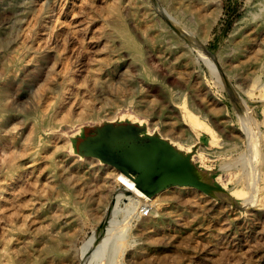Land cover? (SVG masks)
<instances>
[{
	"label": "rangeland",
	"instance_id": "1",
	"mask_svg": "<svg viewBox=\"0 0 264 264\" xmlns=\"http://www.w3.org/2000/svg\"><path fill=\"white\" fill-rule=\"evenodd\" d=\"M71 1L0 0V264H264V0Z\"/></svg>",
	"mask_w": 264,
	"mask_h": 264
},
{
	"label": "bare ground",
	"instance_id": "2",
	"mask_svg": "<svg viewBox=\"0 0 264 264\" xmlns=\"http://www.w3.org/2000/svg\"><path fill=\"white\" fill-rule=\"evenodd\" d=\"M63 1V0H62ZM71 1V0H70ZM77 1H79V0H72L71 1V4L68 6V8H70L71 7V5H74V4H77ZM80 1H84V0H80ZM61 2V1H60ZM65 2L66 3H69V0H65ZM86 2H88V1H86ZM63 3V2H62ZM85 3V2H84ZM65 4V3H64ZM80 5H81V3H79ZM83 4V3H82ZM111 4V3H110ZM61 5V4H60ZM59 5V6H60ZM89 5V4H88ZM111 5H113V3L111 4ZM64 6V5H63ZM82 6V5H81ZM85 6V5H84ZM61 7V6H60ZM76 7H77V5H76ZM79 7V6H78ZM88 7V6H87ZM106 7L108 8V6L106 5ZM63 8V7H62ZM68 8H67V11H66V13H63L61 16H60V18H61V20H60V22H59V24H57L58 26V30L59 31H61L62 32V30H64L65 31V26L66 25H68L69 23H71V22H69L68 23V17H70V11H68ZM81 8H86V7H81ZM78 9H80V7L78 8ZM60 10H62V9H60ZM71 10V9H70ZM83 9H81V11H82ZM75 11V10H74ZM76 11H77V9H76ZM78 11H80V10H78ZM42 12V11H41ZM111 12L113 13V14H115L117 17H119V15H120V12H121V10H120V6H119V4L118 3H116V4H114L113 6H111ZM59 13V12H58ZM68 13V14H67ZM77 13H79V12H77ZM82 13H83V11H82ZM51 14V13H50ZM60 14V13H59ZM65 14V15H64ZM76 15V14H75ZM49 17V16H48ZM52 17V16H51ZM72 17H73V15H72ZM59 18V19H60ZM79 18H81L82 19V17H79ZM44 19V18H43ZM49 19V18H48ZM41 20H42V18H41ZM46 20V19H45ZM76 20V19H75ZM44 22V21H43ZM43 22H42V24H43ZM48 22V21H47ZM46 22V23H47ZM75 22V21H74ZM45 22H44V24L45 25H43V27L40 25V30H44V28H46L45 26L47 25ZM38 25V26H39ZM48 25H49V23H48ZM54 26H56V24L54 25ZM53 26V27H54ZM72 26V25H71ZM71 26H70V28H71ZM75 26V25H74ZM51 27V26H50ZM49 27V28H50ZM67 28V27H66ZM53 29L54 28H52V31H53ZM74 28H72V30H73ZM78 28H76V30H77ZM48 30V29H47ZM58 30H56V31H58ZM67 30V29H66ZM75 30V29H74ZM75 30V31H76ZM49 31V30H48ZM52 31H51V33H52ZM54 31H55V29H54ZM59 31L58 32H56V34H58L59 33ZM63 31V32H64ZM42 32H44V31H42ZM50 32V31H49ZM62 32V33H63ZM67 32H70V30H68ZM74 32V31H73ZM38 33V32H37ZM48 33V32H47ZM65 33V32H64ZM70 33H72V31L70 32ZM69 33V34H70ZM75 33V32H74ZM73 33V34H74ZM76 33H78V32H76ZM39 34V33H38ZM40 34H42L41 32H40ZM53 34V33H52ZM55 34V33H54ZM66 34V33H65ZM102 34V33H101ZM100 34V35H101ZM47 35V34H46ZM97 35H99V34H97ZM56 36V35H55ZM57 37V36H56ZM55 37V38H56ZM63 37H64V35H63ZM94 37H96V36H94ZM98 38H96V40H97ZM96 69V68H95ZM95 69H93V70H95ZM98 70V69H97ZM95 72V71H94ZM66 98V97H65ZM64 100V99H63ZM74 100H76V98L74 99ZM74 100H73V102H74ZM79 100V99H78ZM72 102V103H73ZM81 102V101H80ZM66 103V102H65ZM64 103V104H65ZM68 105V104H67ZM66 105V106H67ZM79 105V104H78ZM80 106V105H79ZM68 107H70V105L68 106ZM59 108H61V106L59 107ZM58 108V109H59ZM67 108V107H66ZM74 108V107H73ZM62 109V108H61ZM74 109H76V108H74ZM79 109V108H78ZM59 111V110H58ZM64 111H66V110H64ZM68 111V110H67ZM67 114L66 115H68V112H66ZM58 115V114H57ZM66 117V116H65ZM68 118V117H67ZM73 119V118H72ZM62 120H63V117H62ZM69 121V120H68ZM68 123V122H67ZM69 123H70V121H69ZM78 123V122H77ZM73 125V124H72ZM57 126V125H56ZM58 127V126H57ZM58 129V128H57ZM64 129V128H63ZM59 135V134H58ZM61 135V134H60ZM54 137V136H53ZM66 138V137H65ZM55 140V139H54ZM56 141V140H55ZM52 142V141H51ZM54 142V141H53ZM59 143H61V142H59ZM56 144V143H55ZM55 144H54V146H55ZM64 144V143H63ZM95 145H96V147L97 148H101V147H104L105 146V139L104 138H98V137H96L95 138ZM53 147H51V149H52ZM67 148V147H66ZM53 152V151H52ZM42 153V152H41ZM51 154V153H50ZM69 154V153H68ZM42 155V154H41ZM40 155V156H41ZM44 155H46L45 153H44ZM44 157V156H43ZM45 158H48V157H46L45 156ZM56 158V157H55ZM61 158V157H60ZM43 162H45V161H43ZM44 164V163H43ZM52 165V164H51ZM41 168V167H40ZM38 169V168H37ZM41 169H43V168H41ZM42 171V170H41ZM26 172V171H25ZM38 172H40V171H38ZM44 172V171H43ZM31 173V172H30ZM42 173V172H41ZM22 174H24V172L22 173ZM26 174V173H25ZM48 175V174H47ZM18 176H19V174H18ZM36 177L37 176H40V175H35ZM24 177V176H23ZM29 177V176H28ZM35 177V178H36ZM49 177V176H48ZM53 177V176H52ZM19 178H20V176H19ZM45 178V177H44ZM47 178V177H46ZM49 178H51V176L49 177ZM49 178H47V179H49ZM116 178H117V181H119L120 182V185H125V186H130V184L132 183V181H133V179H132V177L127 173V172H125L124 170H121V171H119L117 174H116ZM39 179H43V178H39ZM46 179V180H47ZM36 180V179H35ZM34 180V181H35ZM38 180V179H37ZM36 180V181H37ZM43 180H45V179H43ZM50 180V179H49ZM11 181V180H10ZM27 181H28V179H27ZM51 181V180H50ZM25 182V181H24ZM32 182V181H31ZM8 185H10V184H8ZM7 186V185H6ZM14 186V185H13ZM10 187V186H9ZM5 189V188H4ZM6 190V189H5ZM7 191V190H6ZM9 191H10V188H9ZM8 192V191H7ZM10 193V192H9ZM129 192H127L126 193V190H121L120 191V195H126V196H128L129 198H131L132 199V197H134V196H141V194H142V191L139 189V187L138 188H136L135 187V189H132V190H130V195L128 194ZM11 194V193H10ZM3 203V202H2ZM12 205V204H11ZM13 206V205H12ZM10 209V208H9ZM261 214H262V212H261ZM2 248V247H1Z\"/></svg>",
	"mask_w": 264,
	"mask_h": 264
},
{
	"label": "water",
	"instance_id": "3",
	"mask_svg": "<svg viewBox=\"0 0 264 264\" xmlns=\"http://www.w3.org/2000/svg\"><path fill=\"white\" fill-rule=\"evenodd\" d=\"M165 154H159V157H161V158H165Z\"/></svg>",
	"mask_w": 264,
	"mask_h": 264
}]
</instances>
